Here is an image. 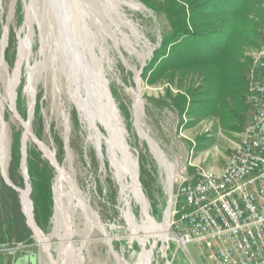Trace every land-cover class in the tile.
Wrapping results in <instances>:
<instances>
[{"label":"rangeland","instance_id":"374dc122","mask_svg":"<svg viewBox=\"0 0 264 264\" xmlns=\"http://www.w3.org/2000/svg\"><path fill=\"white\" fill-rule=\"evenodd\" d=\"M109 1L114 3L112 7ZM109 1L77 0L72 7L68 0H0L1 55L5 46L0 70V143L3 140L5 144L2 157L0 154L3 164L0 162V176L6 183L3 172L7 178L12 135L20 131V145L21 141L23 148L31 145L54 170V204L55 167L59 166L74 182L91 214L89 220L87 214L75 215L72 226L67 227L55 218L53 206L48 231H41L39 238L33 235L34 244L29 246L0 245V264H165V259L169 264H209L193 245L187 247L190 260L169 241L168 223L166 227L164 222L169 201L166 187L170 189L172 178L182 169L190 174L196 167L220 172L240 143L248 111L244 128L237 132L234 124L223 125L219 117L191 116L190 104L186 103L181 114L169 107L167 89L176 97L177 89L183 90L189 82L193 92H197L203 89L202 79L196 75L185 78L176 73L171 82L162 79L149 84L157 77L152 75L147 82L149 74L145 79L142 74L146 73V67L155 66L153 61L159 57L156 51L163 37L171 34L170 25L163 14L141 0ZM154 1L159 7L161 0ZM261 10L264 15V5ZM64 19L74 33L81 35L80 30L85 27L91 35L94 57L101 64L109 96L120 115L119 118L117 113L122 141L137 168L139 190L149 215L158 226H163L161 237L160 233L132 235L129 219L139 226H147L145 211L130 192L129 177L125 175L119 181L111 165L109 137L104 126L97 123L95 129L81 122L75 104L77 96L72 94L67 71L63 69L64 55L59 42L60 24ZM252 20L262 22L257 44L246 47L243 52L249 60V84L255 54L264 36V16L252 17ZM30 30L32 39L18 66L11 106L5 84L16 70L20 42ZM7 48L8 62L4 53ZM135 93L141 104L138 113ZM245 104L248 108L247 97ZM74 113L78 124L74 122ZM147 139L160 153L162 162L152 152ZM39 144L47 147L50 157L44 155ZM20 190L24 191V187ZM182 201L180 198L179 206ZM145 236L143 246L140 240ZM143 252L149 254L148 261L141 259ZM163 255L165 258H161Z\"/></svg>","mask_w":264,"mask_h":264},{"label":"trees","instance_id":"16d2710c","mask_svg":"<svg viewBox=\"0 0 264 264\" xmlns=\"http://www.w3.org/2000/svg\"><path fill=\"white\" fill-rule=\"evenodd\" d=\"M141 2L163 14L171 28V34L163 37L156 51L159 57L153 61L155 66L146 67L143 78L149 74L148 82L155 75L157 78L149 82L152 85L162 79L171 82L176 73L185 78L200 77L204 86L195 90L197 92H193L189 82L183 86L184 91L182 87L177 89L176 97L167 89L166 98L171 102L168 106L181 114L186 103L190 104L192 113L188 114L191 116H216L223 125L234 124L235 130L240 132L248 111L245 99L249 89V60L243 52L246 47L257 44L262 21L256 22L252 17L263 18L264 0H161L159 7L154 0ZM4 53L8 62L9 48ZM17 107L20 109L19 103ZM120 111L126 117L124 111ZM73 118L78 124L75 113ZM100 131L103 133L102 129ZM20 137V131L12 135L7 169V178L16 189L24 187ZM105 157L108 158L107 153ZM26 171L33 219L39 230L46 233L53 214L54 170L29 145L26 147ZM4 244L29 246L34 240L21 211L19 193L0 176V245Z\"/></svg>","mask_w":264,"mask_h":264},{"label":"built area","instance_id":"2783aa9c","mask_svg":"<svg viewBox=\"0 0 264 264\" xmlns=\"http://www.w3.org/2000/svg\"><path fill=\"white\" fill-rule=\"evenodd\" d=\"M250 76L247 124L224 167L182 169L167 193L169 241L190 260L193 245L209 264H264V36Z\"/></svg>","mask_w":264,"mask_h":264},{"label":"bare ground","instance_id":"6f19581e","mask_svg":"<svg viewBox=\"0 0 264 264\" xmlns=\"http://www.w3.org/2000/svg\"><path fill=\"white\" fill-rule=\"evenodd\" d=\"M68 2H70L71 6L73 7V5L77 3V0H68ZM109 2L112 7L114 3L111 1ZM77 5H79V3ZM27 23L30 26L31 22L29 15H27ZM60 33H61L60 36L61 42L59 43L60 45L62 43L61 47L64 55L63 69L65 68L67 71V79L70 83L72 94L77 96L75 104L77 105V108L81 114V122L84 125L91 126L95 129H97V123L104 126L105 131L109 137L107 145L111 151V165L119 181H121V178L125 175L129 177L132 185V189L130 192L133 195L135 201L138 204H140L145 211L147 217V226H139L133 221V219H129L132 235L137 236L140 233H144L145 235L147 234L153 235L156 233H160L158 236L161 237L163 235L161 234L163 231L162 230L163 226H158L155 223V221L152 219V217L149 215L147 206L139 190L137 183V168L133 163L132 158L122 141L120 134L121 129L119 127L118 118H117L118 111H116L117 109H115V107L113 106L112 100L109 96L108 93L109 91L104 81L101 64L94 57L95 53L93 52V48H92V39L90 38L91 35L89 34V31L85 29V27H83L80 30L81 35H79V32L74 33L70 23L66 19H64L63 22L61 21ZM32 34L33 33L30 30L29 34H27L28 36H25V38L20 42L19 45L20 59L17 62V66L15 65L16 70L13 76L5 84V93L9 101L11 102V106L13 104L12 102L14 101L13 99L14 90L17 84L18 66L20 65L23 51L25 50V48H27L30 38L32 39L31 37ZM1 47H2V43H1ZM2 67H3V60L0 50V70L2 69ZM0 80H1V75H0ZM136 94L137 93H135V97H136L135 106H136V111L138 113L140 112L138 111V109L141 104ZM137 120H138V114H137ZM26 125H28V123H26ZM123 128L124 127H122V129ZM123 131L126 134L125 129H123ZM96 138L97 140H99V131L96 134ZM147 140L156 158L160 162H162L161 161L162 157L158 152V150L154 147L152 141L149 139ZM39 148L46 157L51 156L50 153L48 152L47 147L44 144H39ZM4 151H5V144L2 140L0 143L1 157L4 154ZM1 161L2 159H0V162ZM55 169H56V176L54 182L55 218H57V220L60 219L61 221H63V223L67 227L72 226L74 216L79 215V213L82 214L83 216L87 214L86 218L89 220L91 214L90 211L87 210L86 201L83 198L82 194L77 189L76 185L70 179V177L65 173L63 168L56 166ZM171 183H170V188H171ZM64 188H66V191L64 190ZM170 192L171 190L170 189L168 190V186H167V193L169 196H170ZM28 194H29L28 189L24 188V191L20 190L22 208L24 213L30 220L31 205H30V199H28ZM122 194L125 196L126 201L129 202L128 195H126L124 190H122ZM168 216H169V204L166 209L165 218H164L166 227H167ZM35 233L37 238H39V233L37 231ZM68 238H70L69 235ZM146 239L147 236H145L140 240L143 246L145 244ZM148 257L149 254L146 252H143L141 254V259H145V261L146 260L148 261Z\"/></svg>","mask_w":264,"mask_h":264},{"label":"water","instance_id":"95a60500","mask_svg":"<svg viewBox=\"0 0 264 264\" xmlns=\"http://www.w3.org/2000/svg\"><path fill=\"white\" fill-rule=\"evenodd\" d=\"M4 38V37H3ZM5 47V46H4ZM4 47L2 48V58H3V51H4ZM138 82V87H140L139 85V81ZM118 113V112H117ZM118 117L120 118V115L118 113ZM122 127H124L122 125ZM125 129V128H123ZM20 169H21V172H22V177H23V180H24V188L25 189H28L29 191V194L31 193V187H30V184L28 183V176H27V171H26V147L23 148L22 146V142H21V165H20ZM4 174V177H5V180H6V184L8 186H11L13 189H15L18 193H19V199H20V205H21V211L26 219V225L28 226L29 229H31L33 235L35 236L36 235V231L41 234V231L39 230V228L36 226L35 222H34V219H33V207H32V202L30 200V205H31V215H30V220L28 219V217L26 216V214L24 213L23 211V208H22V202H21V195H20V189H16L15 187H13L9 180L6 178V175L5 173L3 172Z\"/></svg>","mask_w":264,"mask_h":264}]
</instances>
